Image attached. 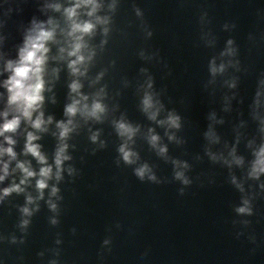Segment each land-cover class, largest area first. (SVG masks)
Masks as SVG:
<instances>
[{"label":"water","instance_id":"water-1","mask_svg":"<svg viewBox=\"0 0 264 264\" xmlns=\"http://www.w3.org/2000/svg\"><path fill=\"white\" fill-rule=\"evenodd\" d=\"M101 2L104 7L98 15L111 17L109 43L103 53L97 47L94 64L87 77L80 80L84 86L82 91L90 97L107 85L103 100L108 108L107 116L103 123L89 121L87 124L77 117L80 127L67 141L73 160L65 164L67 167L72 163L77 175L69 177L65 171L64 180L58 185L64 197L59 202L58 226L49 224L48 217L53 214L45 204L55 180L49 182L45 201H39L41 211L32 217L26 233L18 227L21 218L18 209L25 204L27 194L38 195L35 178L24 186L25 193H13L0 204V264H49L53 259L58 264H264V197L254 201L253 216H237L233 208L240 203L241 193L228 182L227 167L213 164L204 152L205 147H210L213 152H223L227 157L239 133L237 154L244 155L246 163L243 169L233 165L232 172L238 179L246 175L247 159L251 158L246 144L253 136H259L248 115V105L256 81L264 72V0H117L115 13L108 9L112 0ZM72 3L73 0H0V112L7 104V91L2 87L9 75L4 71L5 64L18 59L19 48L33 27V21L51 27L47 23L51 19L58 25L56 40L60 43L49 44L50 58L45 75L47 86L52 90L44 93L43 105L45 118L51 115L54 119L48 132L39 134L42 138L37 141L49 163L53 161L58 144L57 136L53 135L58 132L55 124L66 119L63 110L70 103L68 85L74 79L69 74L67 60L52 59L58 55L59 47L65 46V36L61 33V29H67L64 9ZM56 4L61 6L59 11L51 7ZM133 4L143 11V21L133 11ZM80 11V18L88 19L84 15L86 9ZM205 11L211 21L207 27L217 37L215 49L206 48L200 41L199 19ZM142 22L152 31L151 38H145ZM225 23L236 27L224 31ZM250 34L254 42L249 40ZM101 38L98 28L90 43L98 46ZM228 38H233L238 45L241 66L246 71L237 73L240 76L239 97L243 103L233 100L232 111L224 112L221 98L227 89L219 84L210 85L209 92L217 89L213 97L205 91L204 83L208 79L209 58L223 49ZM141 49L147 55L158 51L159 62L141 60L138 56ZM113 60L115 65L111 63ZM142 67L148 68L153 75L155 90L162 93L160 98L166 109L175 108L184 118V128L176 136L186 143L169 141L165 128L149 121L141 112L142 86H146L147 80V75L139 71ZM105 68L106 75L98 83L91 84ZM53 69H59L56 76H53ZM164 89L166 91H162ZM210 110H215L217 119L223 118L225 123L208 121L206 116ZM166 114V111L161 112L158 119ZM261 114L264 115V110ZM122 117L140 126L135 143L130 146L140 154L138 164L149 163L162 183L139 181L133 175V168L138 165L126 166L121 162L117 167L114 163L116 149L122 141L112 121ZM241 120L245 121L244 126H240ZM209 123L221 137L219 144L209 145L203 138L202 133ZM149 127L160 135L161 145H167L169 157L191 165L186 175L193 183L185 188L182 196L178 190L184 186L173 180V165L158 156L145 139ZM98 129L99 139L107 143L103 149L98 142L93 144L89 139ZM26 130L32 131L22 123L13 134L17 141L14 149L18 160L31 161L38 172L41 165L31 156L23 155ZM3 143L0 137V144ZM93 149L97 150L95 155ZM13 168L15 161L11 162V174L0 183V189L13 181L19 183L21 174L11 172ZM256 183L245 181L246 192L250 191L249 185L259 192ZM242 219H249L251 224L245 227L238 223ZM12 237L17 240L14 244ZM105 239L110 242L102 246ZM57 240L61 243H56ZM101 251L105 253L103 258L99 255Z\"/></svg>","mask_w":264,"mask_h":264},{"label":"clouds","instance_id":"clouds-1","mask_svg":"<svg viewBox=\"0 0 264 264\" xmlns=\"http://www.w3.org/2000/svg\"><path fill=\"white\" fill-rule=\"evenodd\" d=\"M54 10L59 11L60 5H52ZM104 5L101 0H73L70 7L64 9V16L67 23V29H61V33L65 36L64 45L58 49V55L52 57L57 60H67V68L69 74L74 77L69 87L70 103L64 106L63 114L66 119L56 121L58 144L55 148L52 163H49L47 155L42 151V145L37 143L42 137L41 133L48 132V126L53 123V116L49 115L45 118L43 105L45 102L46 91H51L48 87V82L45 80L47 63L49 61L50 43H60L56 40V29L58 27L51 19L47 22L51 27H46L44 23H36L33 21V27L29 29L25 35L23 46L19 48L18 59L8 60L5 64L4 71L9 73L7 79L3 81L2 87L7 91V104L5 109L0 112V117L3 122L0 123V137L3 138V144H0V183L11 174L10 164L15 161V168L11 172L19 171L21 174L19 183L13 181L8 187L0 189V204H3L6 197L13 193H25V187L30 184V181L35 178V189L38 193L33 197L31 194L25 196V204L19 207L21 218L18 227L27 232V229L32 223V217L36 216L41 211L39 201H45V190L49 189V182L55 180L49 192V198L45 201L49 212L53 215L48 217V222L51 226L56 227L60 223L61 207L60 203L64 197L60 194L61 189L58 187L59 183L64 180V173L67 172L69 177L77 175V169L71 162L73 156L69 154L70 147L67 142L71 135L80 127L77 117L87 124L89 121L96 123H103L108 108L103 103L107 95V85L101 87L98 91L91 94V97L85 94L81 77H87L90 67L94 64L97 56V47L103 53L109 43V34L111 32V17L101 16L98 13L103 9ZM133 11L136 16L143 21V11L133 4ZM117 8V0H112L108 5L110 12L115 13ZM81 9H86L84 15L88 19H81ZM199 23L201 25L200 41L206 48L215 49L217 44V37L213 34L207 26L211 23L208 19V13L205 11L201 14ZM224 31H231L236 27L235 24L225 23ZM99 28L101 40L98 46L92 45L90 41L96 36ZM141 28L145 33V38H151L153 33L146 22H142ZM250 41H255V38L250 34ZM141 60L155 59L159 62V52H151L147 55L144 49L138 52ZM115 65V61H111ZM167 68V65L164 64ZM59 69H53V76H56ZM142 74L147 75L146 86H142L143 96L140 101V110L149 121L155 122L162 128H165V135L169 141H175L177 144L186 143L184 139H178L177 132H181L184 128V118L175 109H166L165 104L161 100V92L155 90V79L150 74L148 68H140ZM208 79L204 83V89L210 96H215L217 89L209 92L210 85H218L221 88L227 89L222 95L221 104L222 111H232L231 102L233 100L242 104L243 99L239 97L240 76L237 73L246 71L242 69L241 60L239 59V47L233 38H228L222 50L217 54L212 55L207 64ZM107 73V69H102L91 81V84L98 83ZM170 74V73H169ZM166 91V89L162 90ZM55 100H53V103ZM264 110V72L260 74L256 81L255 92L251 103L248 105V115L251 122L256 126V132L259 133L258 138L253 136L248 140L246 148L250 149V159H247V171L243 179H238L232 172L233 165L237 168L243 169L246 163L244 155L237 154V145L240 143V134L237 133L235 143L228 152L227 157L223 152L215 153L210 147H205V155L213 164L221 163L229 170V183L239 192L240 203L234 206L233 211L239 217H251L254 213V201L258 198L264 197V115L261 114ZM166 111L164 118L158 119L161 112ZM208 121H215L218 124H224L223 118L217 119L215 110H210L206 116ZM24 123L32 129L26 130L25 143L23 147V155L31 156L37 164L41 165L39 171L33 169L32 163L29 160H18L17 153L14 149L17 141L13 138L15 134ZM245 121H240V126H244ZM112 125L118 138L121 139L117 151V159L114 161L117 167L121 162L126 166L138 165L133 168V175L141 182H148L160 184L162 181L158 180L155 172L149 163L144 162L138 164L140 161L139 152L135 151L131 144L135 143L134 138L140 131L139 125H133L131 122L125 120L123 117L119 120H113ZM175 130V131H172ZM204 140L211 144H219L221 137L213 128V124L209 123L206 130L202 133ZM100 130L92 132L89 139L93 144L99 143V148L103 149L107 146L106 141L100 140ZM148 145L155 150L156 154L170 161L173 165L172 178L179 181L181 187L178 191L182 196L185 193V188L190 186L193 181L186 175V171L191 170V165L187 161L177 158L169 157L167 145H161V137L156 133L154 128L149 127L147 136L145 137ZM7 145L6 147L4 145ZM74 147V145H73ZM225 147H228L225 144ZM96 149H93L92 154L95 155ZM7 157V160L3 159ZM197 159H201L197 157ZM245 181L257 182L255 187L260 191L253 190V185H249L250 191L246 192ZM55 198V199H53ZM31 206V207H30ZM237 223V221H233ZM238 223L248 227L251 224L249 219H242ZM119 227V224H117ZM110 230V229H109ZM76 229H72L75 234ZM240 235V234H238ZM2 239V238H0ZM15 237H12L11 243H16ZM23 243V240L20 241ZM109 239L102 242L108 244ZM56 243H61L57 240ZM111 252V249L108 250ZM101 251L99 255L104 256ZM38 255H43L39 253ZM59 255V252H56ZM49 264H58L56 259L50 260Z\"/></svg>","mask_w":264,"mask_h":264}]
</instances>
